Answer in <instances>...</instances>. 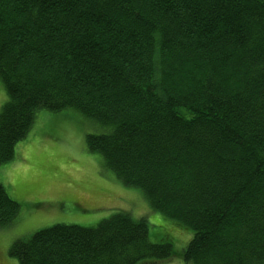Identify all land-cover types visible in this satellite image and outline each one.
<instances>
[{"label":"trees","instance_id":"1","mask_svg":"<svg viewBox=\"0 0 264 264\" xmlns=\"http://www.w3.org/2000/svg\"><path fill=\"white\" fill-rule=\"evenodd\" d=\"M0 166L39 110L73 109L109 176L193 231L188 264H264V0H0ZM19 204L0 184V229ZM181 233H183L181 231ZM19 264H156L145 217L55 225Z\"/></svg>","mask_w":264,"mask_h":264},{"label":"rangeland","instance_id":"2","mask_svg":"<svg viewBox=\"0 0 264 264\" xmlns=\"http://www.w3.org/2000/svg\"><path fill=\"white\" fill-rule=\"evenodd\" d=\"M6 101L0 80V111ZM106 131L73 109L36 113L14 159L0 166V184L20 206L15 221L0 229V264H19L9 253L12 245L40 230L58 224L93 228L119 211L145 217L151 242L173 244V257L156 264H188L181 254L193 231L153 211L140 189L125 186L113 172L110 177L103 156L87 149V135Z\"/></svg>","mask_w":264,"mask_h":264}]
</instances>
